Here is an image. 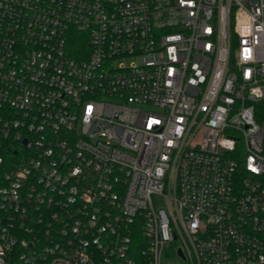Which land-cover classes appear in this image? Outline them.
I'll return each instance as SVG.
<instances>
[{"label": "built area", "instance_id": "built-area-1", "mask_svg": "<svg viewBox=\"0 0 264 264\" xmlns=\"http://www.w3.org/2000/svg\"><path fill=\"white\" fill-rule=\"evenodd\" d=\"M263 102L264 0H0V264H264Z\"/></svg>", "mask_w": 264, "mask_h": 264}, {"label": "trees", "instance_id": "trees-1", "mask_svg": "<svg viewBox=\"0 0 264 264\" xmlns=\"http://www.w3.org/2000/svg\"><path fill=\"white\" fill-rule=\"evenodd\" d=\"M78 46L81 47L82 45L79 44ZM258 114H259L258 115L259 122H261L262 124H264V102L260 105ZM263 150H264V145H263Z\"/></svg>", "mask_w": 264, "mask_h": 264}]
</instances>
